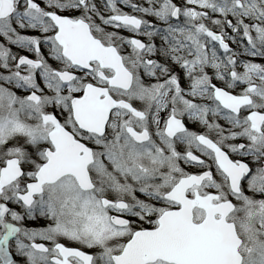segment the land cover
Returning a JSON list of instances; mask_svg holds the SVG:
<instances>
[{"label":"snow or ice","instance_id":"1","mask_svg":"<svg viewBox=\"0 0 264 264\" xmlns=\"http://www.w3.org/2000/svg\"><path fill=\"white\" fill-rule=\"evenodd\" d=\"M0 264H264V0H0Z\"/></svg>","mask_w":264,"mask_h":264},{"label":"flooded vegetation","instance_id":"2","mask_svg":"<svg viewBox=\"0 0 264 264\" xmlns=\"http://www.w3.org/2000/svg\"><path fill=\"white\" fill-rule=\"evenodd\" d=\"M124 10L125 11H129V9H124ZM24 34H35V33L29 31V32L24 33ZM122 34L125 35V36L131 35L130 33L126 32V31L125 32H122ZM230 46L231 47H235L234 45H231V44H230ZM192 127L194 128V130L203 131L202 128H197L195 125H192ZM187 170L188 171H191V172H198V171H200V169H196V168H188ZM26 226H29V227H41V226H45V225L43 224V222L28 221V222H26ZM72 246H76V245H72Z\"/></svg>","mask_w":264,"mask_h":264}]
</instances>
